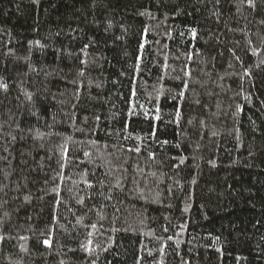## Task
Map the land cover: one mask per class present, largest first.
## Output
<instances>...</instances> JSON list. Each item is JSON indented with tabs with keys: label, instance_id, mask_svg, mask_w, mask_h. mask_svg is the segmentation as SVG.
Here are the masks:
<instances>
[{
	"label": "trees",
	"instance_id": "trees-1",
	"mask_svg": "<svg viewBox=\"0 0 264 264\" xmlns=\"http://www.w3.org/2000/svg\"><path fill=\"white\" fill-rule=\"evenodd\" d=\"M0 264H264V0H0Z\"/></svg>",
	"mask_w": 264,
	"mask_h": 264
}]
</instances>
